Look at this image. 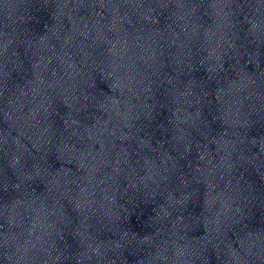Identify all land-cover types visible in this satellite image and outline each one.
<instances>
[{"label":"snow or ice","instance_id":"snow-or-ice-1","mask_svg":"<svg viewBox=\"0 0 264 264\" xmlns=\"http://www.w3.org/2000/svg\"><path fill=\"white\" fill-rule=\"evenodd\" d=\"M0 184H2V179H0Z\"/></svg>","mask_w":264,"mask_h":264}]
</instances>
